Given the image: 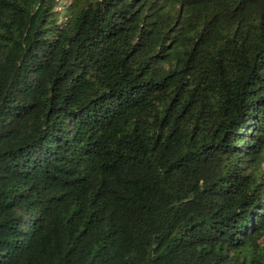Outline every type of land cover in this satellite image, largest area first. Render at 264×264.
Masks as SVG:
<instances>
[{"label": "trees", "instance_id": "1", "mask_svg": "<svg viewBox=\"0 0 264 264\" xmlns=\"http://www.w3.org/2000/svg\"><path fill=\"white\" fill-rule=\"evenodd\" d=\"M0 264H264V0H0Z\"/></svg>", "mask_w": 264, "mask_h": 264}]
</instances>
